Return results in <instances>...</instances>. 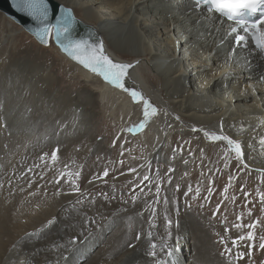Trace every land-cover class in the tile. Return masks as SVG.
<instances>
[{
  "label": "bare ground",
  "instance_id": "bare-ground-1",
  "mask_svg": "<svg viewBox=\"0 0 264 264\" xmlns=\"http://www.w3.org/2000/svg\"><path fill=\"white\" fill-rule=\"evenodd\" d=\"M55 1L92 26L113 62L132 65L126 87L141 92L157 114L138 129L143 101L67 58L52 38L73 67L72 79L82 85L60 98L53 113L45 115L53 97L46 93L45 68L28 71L17 63L7 69L0 92V264H233L241 245L236 239L234 247L233 236L212 225L210 216L198 215L192 188L201 185L200 178L211 189L224 179L232 186L264 179V104L255 96L264 94V85L238 90L249 74L242 55L225 71L227 57L214 47L220 19L200 16L184 0ZM15 31L10 28L4 38ZM152 36L166 47L151 45ZM217 88L221 93L214 96ZM249 127L254 129L247 134ZM206 131L239 140L242 163L226 141L210 140ZM177 133L192 136L173 146ZM153 164L158 171L149 174ZM69 172H79L73 179L80 193L71 191ZM145 175L151 184L141 183ZM259 192L264 187L251 194ZM261 226L264 214L255 226L258 236L264 235ZM153 244L157 257L150 254ZM166 245L171 256L160 251Z\"/></svg>",
  "mask_w": 264,
  "mask_h": 264
},
{
  "label": "rangeland",
  "instance_id": "rangeland-1",
  "mask_svg": "<svg viewBox=\"0 0 264 264\" xmlns=\"http://www.w3.org/2000/svg\"><path fill=\"white\" fill-rule=\"evenodd\" d=\"M104 10L105 9H102V11H104ZM10 28L14 31L16 30L15 33L12 34V36L10 38L9 37L4 38V33L6 34L10 30ZM142 33L143 32L141 31V34ZM153 42H155L161 49L164 46L166 47V42L161 37L158 39L156 37H153L152 40H150L151 45ZM0 56H1L0 57V70H1L0 71V83H1L0 84V92H1L2 82L4 81L3 75H4L5 71L7 69L11 68L13 65H15L17 63L22 64L25 67V69L28 71H31L32 69H42V70L44 68L46 69V74L49 76V79H50L49 80L48 77L46 78V80H48L47 81L48 87H50V88H48V91L46 93L50 94V92H51V94H53L52 96L54 98L50 97L52 102L50 103V106L47 109L48 112H45V115H50L51 112L53 113V110L55 109V106L57 105L60 98H64L68 93H74L78 90H81V87H82L81 81L77 78L72 79V77L74 76V71H73L72 65L69 63V61L67 59H65L63 56H61L58 53V51L55 49V46L52 43V41H50L47 46L38 44L32 36L27 34L24 30H21V26H19L18 24H16L12 20L5 17L3 15V13H1V12H0ZM145 68H146V72H149L148 65L145 66ZM2 69H3V72H2ZM51 75H53V76H51ZM143 75H144V73H143ZM52 77H54V78H52ZM190 77L191 76H189V78ZM197 82H198V80L194 81V83L198 84ZM55 90H57V91H55ZM62 93H63V95L65 93V95L63 96ZM228 93L229 92H227V94ZM218 94H220V91L217 88L214 92V96L215 95L218 96ZM0 96H1V94H0ZM220 97H222V96H219V98ZM55 101H56V104H55ZM250 102L253 103L254 101L253 102L250 101ZM53 103H54V105H53ZM261 109L264 110L263 107ZM92 121H94V120H92ZM42 124L44 125V123L41 122V125ZM94 124L96 125L95 121L91 123V125H92L91 129L94 130V132H95L96 126ZM44 127H45L44 129H47V130L48 129L50 130L51 128H53V127H51L50 124L49 125L45 124ZM253 129L254 128L249 127L247 129V130H249L247 134L252 132ZM99 134L100 135H98L97 138L99 141H101L99 138L103 137V135H102L103 133L102 134L99 133ZM190 136H192V135H190ZM190 136L184 135V134L181 135L180 133H177L175 136H173L174 140H173L172 145L173 146L179 145L182 143L181 140H184L186 138H191ZM240 162L242 163V161H240ZM246 163H249V162L247 161ZM157 168H158V165L153 164L150 167V169L148 168L149 174L153 173V171H154V173H156V171H158ZM153 169H155V170H153ZM238 171H240V170H238ZM229 175H230V171H229ZM199 180L202 181L201 185L200 186H193V188H192V190L195 189L194 191H192V194H195L193 198L195 199V201L197 203L198 215L203 216V217L204 216L205 217L210 216L209 221L214 223L212 225L225 227L228 230L227 233H229L231 235V237L233 236V239H237V241L241 245L237 255H233L232 259H234V260L230 261V262H233V264H237V263H239V264H250V262H251V264H264L263 262L261 263V259H264V255L261 257H260V255H258L260 252H262V249L259 248V244L263 242L261 240V237H264V235L258 236L259 235L258 230H256V227L259 224V221H261L263 214H264V206H263L264 201H261V199L258 195L253 196L251 194V192L257 190V188H263L264 187V179L259 181V183L258 182H252V184H250V185H244L243 182L239 181L236 186L230 185L231 180L224 179L221 182H219V181L216 182L217 184L214 187L215 189L214 188L211 189L210 187H207L208 185H206V183L201 178ZM197 182H199V181H197ZM204 183H205V185H203ZM230 187H232V188L230 189ZM216 189H217V191H215ZM229 189L232 192L229 191ZM228 193L230 194V196H228ZM244 193H247L248 195H245ZM212 198H214V199H212ZM250 198H252V199H250ZM215 203H218V204H215ZM254 203H257V204L260 203L262 206L258 207L257 205H254ZM218 209H220V210H218ZM254 222L256 223V227L249 228V225H252ZM259 230L261 233H264V226H261ZM249 231L253 232L254 241H249L247 239H244V240L238 239L240 236L247 237V233ZM244 241H246V242H244ZM250 244L254 245V246L250 248L249 247ZM187 249H188V251H190L189 247H187ZM252 249L253 250L257 249L259 251H258V253H253L254 256H253V254L249 255V252L253 251ZM243 252L247 254V258H248L247 261L245 259L243 260V257L237 258L239 256V253H243ZM190 261H191V259H190Z\"/></svg>",
  "mask_w": 264,
  "mask_h": 264
},
{
  "label": "snow or ice",
  "instance_id": "snow-or-ice-1",
  "mask_svg": "<svg viewBox=\"0 0 264 264\" xmlns=\"http://www.w3.org/2000/svg\"><path fill=\"white\" fill-rule=\"evenodd\" d=\"M12 3L19 12L31 17L38 23L39 27L34 30V33L41 42L48 44L49 38L54 37L62 50L85 68L98 73L109 83L129 92L133 101H143V119L136 125L138 129H143L146 121L157 114V108L146 99L141 92L137 91L135 88L126 87L125 77L127 76L128 69L132 67L131 64L113 62L104 54L102 41L91 43L87 40H72L69 37L68 34L75 23L70 10L65 9V15L58 16L55 23H50L49 0H12ZM201 4L206 6L208 12L218 14V16L224 17L232 22L229 34L234 36V40L238 46H243L245 42L251 38L254 46L261 52H264V0H196L197 7ZM236 50V48L232 49L229 56L230 59ZM260 79L264 80V76H261ZM177 119L179 118L177 117ZM262 123H264V121H262ZM131 130L132 129H129V131ZM193 130L195 131L196 129ZM204 135L213 141H226L230 146V150L235 153L236 158L243 161L244 153L239 140L233 139L227 135L216 134L215 132L210 133L206 131ZM260 143L264 145V136L260 137ZM58 151V148L52 151V160L57 159ZM244 167H248V165L245 164ZM130 171L135 172L136 170L130 169ZM67 175L68 180L71 182V191L73 193H80L81 189L77 186L76 180L73 179V175L78 177L79 172L75 174L69 172ZM108 175L109 173L106 169L103 176L107 177ZM63 177L64 173H61L60 176L56 178V183L59 184ZM144 181H148L149 184H151L147 175L143 177L141 183L143 184ZM140 191L143 193V188H141ZM159 193L160 185L157 184L156 195L159 196ZM245 195L248 194L245 193ZM258 196L261 201H264V192H259ZM131 200L135 203L137 195H132ZM167 223L171 226L173 221L169 219ZM255 226L256 223L254 222L252 225H249V228H254ZM137 239H139V234L137 235ZM238 239L254 241L253 232L249 231L247 237L240 236ZM261 240L264 241V237H261ZM221 242H224L223 238H221ZM70 243H76V239L72 238ZM231 243L235 247L237 244L236 239H233ZM129 246L132 247V245ZM253 246L254 245L251 244L249 245L250 248ZM152 248L153 251L150 253L151 256L157 257V251L155 250L156 245L153 244ZM259 248L264 249V242L259 244ZM160 251L167 256L173 254V249L167 245L160 249ZM225 254L232 255V249L225 247ZM250 254L251 253H249V255ZM243 255L244 253H239L237 258L243 257ZM45 264H49V262L46 261Z\"/></svg>",
  "mask_w": 264,
  "mask_h": 264
},
{
  "label": "water",
  "instance_id": "water-1",
  "mask_svg": "<svg viewBox=\"0 0 264 264\" xmlns=\"http://www.w3.org/2000/svg\"><path fill=\"white\" fill-rule=\"evenodd\" d=\"M49 5H50V16H49L50 23H55L56 18L58 16L65 15V11H64L65 9L70 10V13L74 17V20H75V23L72 29L70 30V33L68 34L72 40H87L91 43L100 42V39L98 35L94 33L92 26L84 23L79 18H77L70 8L59 4L55 0H49ZM0 12L4 13L5 16H7L8 18H11L14 22L19 24L25 30L27 34H29L30 36L34 38V40L38 44L45 45V46L49 44V43L44 44L35 35L34 30L37 27H39L38 23L35 20H33L31 17L19 12L17 8L13 6L12 0H0ZM50 38H52V41L55 44V46L58 48L59 52L63 53L67 58H69L73 62L81 65L78 61L74 60L71 56H69L66 52L62 50L61 46L56 42L54 37H50ZM50 38H49V41H50Z\"/></svg>",
  "mask_w": 264,
  "mask_h": 264
}]
</instances>
